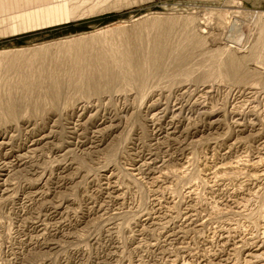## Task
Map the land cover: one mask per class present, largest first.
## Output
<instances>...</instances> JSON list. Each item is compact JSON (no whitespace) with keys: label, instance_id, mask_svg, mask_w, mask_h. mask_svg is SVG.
Returning <instances> with one entry per match:
<instances>
[{"label":"rangeland","instance_id":"obj_1","mask_svg":"<svg viewBox=\"0 0 264 264\" xmlns=\"http://www.w3.org/2000/svg\"><path fill=\"white\" fill-rule=\"evenodd\" d=\"M0 264H264V0H0Z\"/></svg>","mask_w":264,"mask_h":264},{"label":"bare ground","instance_id":"obj_2","mask_svg":"<svg viewBox=\"0 0 264 264\" xmlns=\"http://www.w3.org/2000/svg\"><path fill=\"white\" fill-rule=\"evenodd\" d=\"M126 58H128V56H126ZM130 59H132V57L130 58ZM125 60V59H124ZM127 60V59H126ZM129 63V62H128ZM133 63V62H132ZM126 65H127V62L125 63ZM128 66V65H127ZM237 67V65H236V60L233 58V57H231V56H227V59H226V61H225V63H224V65H223V71H224V73L229 77V78H235L236 77V68ZM113 70H114V72L113 73H116L115 72V69L113 68ZM112 72V71H111ZM110 72V73H111ZM53 73V72H52ZM108 74V73H107ZM114 75V74H113ZM113 75H112V78H113ZM119 75V74H118ZM110 76V78H111V75H109ZM116 76V75H115ZM117 78L119 77V76H116ZM115 77V78H116ZM104 78H105V76H104ZM115 78H113V79H115ZM108 79V78H107ZM54 80V79H53ZM106 80V79H105ZM111 80V79H110ZM109 79L107 80L109 83L111 82ZM89 81V80H88ZM83 82V81H82ZM92 82V81H91ZM75 83V86L77 85L76 83L77 82H74ZM79 83H81V82H79ZM94 83V82H93ZM112 83V82H111ZM110 83V84H111ZM73 84V83H72ZM83 84V83H82ZM89 84H91V83H89ZM109 84V85H110ZM57 85V84H56ZM107 86V85H106Z\"/></svg>","mask_w":264,"mask_h":264}]
</instances>
